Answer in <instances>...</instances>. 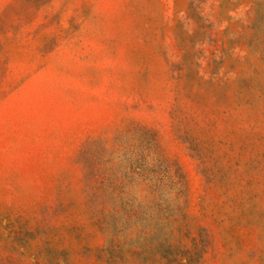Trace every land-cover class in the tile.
<instances>
[{
	"label": "rangeland",
	"instance_id": "374dc122",
	"mask_svg": "<svg viewBox=\"0 0 264 264\" xmlns=\"http://www.w3.org/2000/svg\"><path fill=\"white\" fill-rule=\"evenodd\" d=\"M0 264H264V0H0Z\"/></svg>",
	"mask_w": 264,
	"mask_h": 264
}]
</instances>
